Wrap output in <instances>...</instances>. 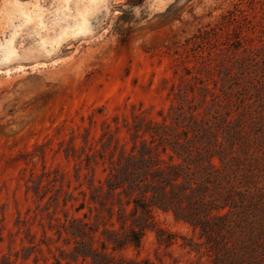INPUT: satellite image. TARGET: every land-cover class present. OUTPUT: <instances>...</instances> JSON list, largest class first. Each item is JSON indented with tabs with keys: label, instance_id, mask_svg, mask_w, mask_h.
I'll use <instances>...</instances> for the list:
<instances>
[{
	"label": "rangeland",
	"instance_id": "rangeland-1",
	"mask_svg": "<svg viewBox=\"0 0 264 264\" xmlns=\"http://www.w3.org/2000/svg\"><path fill=\"white\" fill-rule=\"evenodd\" d=\"M237 37L264 47V0H0V262L91 264L61 251L68 222L88 213L83 192L106 176L103 133L127 137L133 111L167 114L189 73L217 79ZM155 219L193 238L171 214ZM181 244L148 231L120 255L209 264Z\"/></svg>",
	"mask_w": 264,
	"mask_h": 264
},
{
	"label": "trees",
	"instance_id": "trees-1",
	"mask_svg": "<svg viewBox=\"0 0 264 264\" xmlns=\"http://www.w3.org/2000/svg\"><path fill=\"white\" fill-rule=\"evenodd\" d=\"M245 41L237 37L217 79L189 73L176 92L173 87L167 114L156 119L133 111L122 125L127 137L103 133L106 176L97 184L93 176L88 195L83 192L77 212L87 207L88 213L64 228L65 245L73 246L63 256L151 264L120 255L139 252L151 231L159 245L181 240L209 264H264V47L246 48ZM157 212L187 225L193 238L162 227ZM0 264L15 263L3 257Z\"/></svg>",
	"mask_w": 264,
	"mask_h": 264
}]
</instances>
